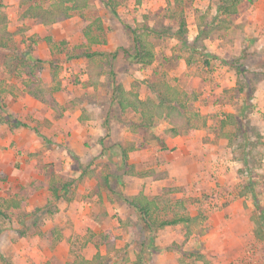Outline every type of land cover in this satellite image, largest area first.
<instances>
[{"label": "rangeland", "instance_id": "rangeland-1", "mask_svg": "<svg viewBox=\"0 0 264 264\" xmlns=\"http://www.w3.org/2000/svg\"><path fill=\"white\" fill-rule=\"evenodd\" d=\"M22 1L2 0L13 35L8 49L30 46L43 62L35 79L47 86L49 63L56 65L59 110L27 94L0 50V198L34 179L75 181L70 202H50L44 188L28 199L26 218L17 210L0 218V264H67L95 254L103 257L99 264H264V241L254 234V198L264 210V0H243L227 20L216 0H112L116 14L88 0L49 26L23 13L59 0ZM181 12L186 43L174 36ZM202 15L216 16L219 25L197 52L192 45ZM96 19L99 45L87 46L83 31ZM124 24L149 32L151 65L112 56L129 46ZM92 51L100 53L92 63L81 57ZM113 79L141 100L156 102L166 86L176 88L197 115L193 129L183 132L186 122L175 112L172 122L139 128L138 115L111 102ZM174 123L182 131L176 136ZM150 170L159 178L140 176ZM139 192L157 200L163 215H188L196 223L150 235L125 202Z\"/></svg>", "mask_w": 264, "mask_h": 264}, {"label": "trees", "instance_id": "trees-1", "mask_svg": "<svg viewBox=\"0 0 264 264\" xmlns=\"http://www.w3.org/2000/svg\"><path fill=\"white\" fill-rule=\"evenodd\" d=\"M26 0L21 2V5L25 3ZM106 7L110 10L111 13L116 14V6L112 0H100ZM141 0H135L137 4H140ZM217 1V10L219 15L223 16L225 20L227 18L234 16L238 13V7L243 2V0H216ZM88 6V0H59L55 1L49 5V7L42 8L39 5H29L25 11L24 15L29 18H33L38 23L43 25H53L60 21H63L75 12L81 11L82 9ZM3 3L0 0V50L7 51V54L3 55L2 62L7 69L8 73L13 74L16 78L21 79V84L25 88L28 95L31 98L36 99L42 104H45L53 111L59 110V104L55 99V94L61 90L60 84L57 81V68L56 65L50 62V81L52 85H46L39 79H35V76L39 74L43 68V62L40 59L32 57V51L30 46L24 47L21 50L8 49L9 42L13 38L12 33L7 29L6 24V15L3 13ZM201 23L198 27V34L194 39L192 47L194 50L202 47V39L210 34L212 29L219 25V23H213L217 21L216 16L202 15L200 17ZM222 21L221 23L230 24L228 21ZM183 13H180L179 16V27L177 32L174 33V36L183 43H186V22ZM99 20H94L89 25H87L83 31V37L86 41L87 46L99 45L100 33H102V25ZM125 31L130 36L129 46L119 47L117 50L112 53V56H117L119 53L124 55L130 62L138 65H151L154 62V52L151 47V44L147 40L149 37V32L147 29L142 26L141 28H131L129 25H123ZM185 45V44H184ZM203 48V47H202ZM198 52V50H197ZM100 53L92 51L85 52L81 54V57L88 59L91 63L93 62L94 57L99 56ZM238 71V69H237ZM110 75L114 76L113 72H109ZM242 83H240L241 86ZM111 91V102L116 101L120 110L124 112L127 109H130L134 114L139 116L140 123L139 128L146 129L150 131L155 127V123L167 119L169 122H172L175 118L172 113H176V117H182L185 120L186 128L183 132L193 129L192 121L196 119V114L189 112L185 103H183L181 93L176 89L170 86H166L163 93H158L157 101H152L151 99L141 100L139 97L131 91H127L124 87L113 79V87ZM3 93L1 89L0 82V94ZM154 100V99H153ZM0 99V109L3 108V104ZM249 108V105H247ZM171 115V116H170ZM14 121V120H13ZM2 122V121H1ZM16 124H19L17 121H14ZM25 126V125H23ZM172 127V126H171ZM181 130V129H180ZM179 129L176 128V124H173V127L170 129V132L173 136L181 134ZM190 131V130H189ZM127 157L126 152H123V160L125 161ZM124 167L130 168L128 165ZM141 177L151 176L153 179H158L159 176L154 171H146L140 174ZM73 179L68 181H61L55 176L50 177L47 181L41 180H32L27 186L20 187L19 191L11 198H0V218L9 220L7 212L10 210H17L21 213L19 219H24L28 216V213L25 211V208L28 204V199L36 194L38 191L47 188L50 192V202L51 201H60L66 200L67 202L71 201L68 196L69 193H72ZM104 185L107 188H110L109 182L104 179ZM126 204H128L136 213L137 219L140 224H143L149 231V234L157 232L166 227H172L176 225H184L189 227L193 223H196L197 218L191 217L188 215H179L173 213L170 216L163 215L160 209V206L157 204L158 201L151 199L149 196H146L143 192H139L134 196H131L128 199H125ZM254 205L256 210L259 212V217L256 223L257 228L254 231V234L258 239L264 241V210L261 209V206L258 205V201L254 198ZM21 237L24 234L21 232ZM103 257L95 254L92 259H85L80 256L74 257L73 260L67 264H99Z\"/></svg>", "mask_w": 264, "mask_h": 264}, {"label": "crops", "instance_id": "crops-1", "mask_svg": "<svg viewBox=\"0 0 264 264\" xmlns=\"http://www.w3.org/2000/svg\"><path fill=\"white\" fill-rule=\"evenodd\" d=\"M146 195V194H145ZM147 196V195H146ZM86 259V258H85ZM92 259V258H91ZM90 260V259H89Z\"/></svg>", "mask_w": 264, "mask_h": 264}]
</instances>
